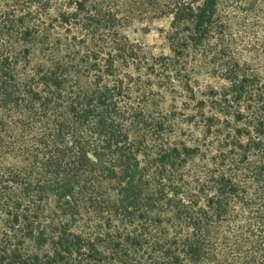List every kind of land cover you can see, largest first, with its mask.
<instances>
[{
  "label": "trees",
  "instance_id": "trees-1",
  "mask_svg": "<svg viewBox=\"0 0 264 264\" xmlns=\"http://www.w3.org/2000/svg\"><path fill=\"white\" fill-rule=\"evenodd\" d=\"M226 2L0 0V264H264V0Z\"/></svg>",
  "mask_w": 264,
  "mask_h": 264
},
{
  "label": "rangeland",
  "instance_id": "rangeland-1",
  "mask_svg": "<svg viewBox=\"0 0 264 264\" xmlns=\"http://www.w3.org/2000/svg\"><path fill=\"white\" fill-rule=\"evenodd\" d=\"M225 3V6L230 0ZM259 17L264 21V10ZM257 17H253V21H258ZM126 23V22H125ZM264 23V22H260ZM169 18L146 17L141 20L134 19L126 23V33L129 39L136 44L138 48L145 51L150 57L157 58L159 55H169V46L165 39L168 31ZM212 82L211 78L205 74L196 76V83L203 88L206 84ZM154 97L156 100L162 101L165 105L175 113V116L181 121V130L183 133L190 135L194 127L189 126L187 119L194 111V103H189L182 93L176 82L164 85L161 92Z\"/></svg>",
  "mask_w": 264,
  "mask_h": 264
}]
</instances>
